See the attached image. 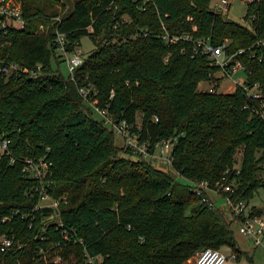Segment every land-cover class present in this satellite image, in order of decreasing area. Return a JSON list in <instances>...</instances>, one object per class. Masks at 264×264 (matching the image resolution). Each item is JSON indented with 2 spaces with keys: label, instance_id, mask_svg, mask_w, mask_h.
Wrapping results in <instances>:
<instances>
[{
  "label": "trees",
  "instance_id": "16d2710c",
  "mask_svg": "<svg viewBox=\"0 0 264 264\" xmlns=\"http://www.w3.org/2000/svg\"><path fill=\"white\" fill-rule=\"evenodd\" d=\"M20 1L25 27L5 36L0 31V43L8 42L12 60L41 70L37 77L0 75V137L12 139L18 157L48 155L50 192L66 196L62 221L82 242L66 240L54 225L47 232L50 240L35 239L47 212L36 214L34 228L23 215L38 202V182L22 173L21 162L3 158L0 237L14 236L15 243L8 251L0 247V264H44L39 249L52 244L50 264L56 255L58 264H88L86 252L100 256L102 264H184L206 247L229 248L241 260L235 220L195 194L192 182L237 177V199L248 201L264 186V118L253 112L258 101L243 87L199 90L220 67L194 53L191 42L168 46L163 23L170 33L188 32L215 45L227 41L228 53H236L246 68L247 83H258L264 95V0L248 1V24L212 8L211 0H74L69 8L63 0ZM40 24L49 31L37 32ZM57 29L66 33L69 51L84 35L96 45L74 79L52 67L53 56L63 60ZM89 82L97 89L98 105L108 106L115 120L126 119L151 148L178 136L173 171L185 182L152 161L132 159L130 148L115 144L116 133L102 117H93L80 93Z\"/></svg>",
  "mask_w": 264,
  "mask_h": 264
},
{
  "label": "built area",
  "instance_id": "2783aa9c",
  "mask_svg": "<svg viewBox=\"0 0 264 264\" xmlns=\"http://www.w3.org/2000/svg\"><path fill=\"white\" fill-rule=\"evenodd\" d=\"M142 1L146 4L151 0ZM145 4L143 6L144 9L146 8ZM216 8L228 12L230 8L229 0H222V3H218ZM55 20L61 21L62 16L55 17ZM246 23L248 24L249 22L246 21ZM25 24L26 19L23 16L22 3L20 0H0L1 36H5L11 28L22 29L25 27ZM163 28L164 39L167 41L168 46L179 41L191 42L194 45V53H202L209 56L213 63L220 67V70L214 75V79L211 82L213 86L209 89L210 91L220 92L222 81L227 77L232 78L234 90L237 87H243L248 98L258 101V104H255L253 107V112L264 118L263 91L260 89L258 83L253 85L247 83L246 68L242 61L235 57L236 53H228L227 41L215 45L206 37L194 38L192 34L188 32L170 33L164 23ZM48 29L49 27L45 24H40L37 32H48ZM92 29L93 27L90 26L89 30ZM56 42L57 54L67 61L70 77L74 79L77 68L84 61V55L79 48L80 46L69 51L67 47V35L59 29H57ZM7 44V41L0 43V75L4 78H9L11 76L18 77L23 74L37 77L40 73L41 66L39 65L37 69H32L12 60L9 51L7 49L5 50ZM239 52H244V49H241ZM240 71H244L245 75L242 76ZM218 73L221 74L218 75ZM80 93L92 108L101 115L103 123L124 139L125 146L132 150L135 159L152 161L157 167L161 166L164 169H166L164 166L166 165L173 170L172 152L178 141V136L161 140L151 148V143L149 141L140 140L138 133L133 131L132 125L126 119L115 120L114 116L109 112L108 106L101 107L98 105V100L93 98V96L97 94V89L92 82H89L85 86H81ZM250 105L251 104L247 102L245 108H249ZM156 120H158L157 117ZM12 144L13 141L11 138L0 137V159L9 158L11 163L21 162L22 173L38 182L36 186L38 202L31 212L23 215V218L29 219V228H34L37 219L36 214L40 211L47 212L44 224L35 235V239L41 241L50 240V236L47 232L49 231L50 225H54L55 230H61L66 240L73 239L75 243L77 241L82 242V239L72 237L68 233L62 221L60 204L66 200V196L55 197L50 192V186L53 183V162L48 159L47 154L39 157H18L13 153ZM192 185L191 190L195 194L204 195V199L212 206H217L218 199H215V197H220L219 199H222L223 202L228 205L232 218L239 223V231L244 236L252 237L255 244H262V238L264 237V219L261 215H252L250 213L251 210L248 208L247 200L237 199L239 187L237 177H233L232 179L224 177L214 184H211L207 180L192 182ZM6 219L7 217H4L2 220L5 221ZM14 243V236L2 235L0 237V247L2 251L10 250ZM54 246L55 245L52 244V246L50 245L47 248L40 247L39 252L43 255L42 259L44 260V264H50L48 256L56 253L53 252V250H55ZM22 247L23 245H19V248ZM86 254L88 264H102V258L100 256L90 255L87 252ZM236 256V254H228L219 248L206 247L199 250L194 255V258L197 264H241L242 262L236 260ZM59 261L60 256L56 255L53 259L54 264H58Z\"/></svg>",
  "mask_w": 264,
  "mask_h": 264
},
{
  "label": "rangeland",
  "instance_id": "374dc122",
  "mask_svg": "<svg viewBox=\"0 0 264 264\" xmlns=\"http://www.w3.org/2000/svg\"><path fill=\"white\" fill-rule=\"evenodd\" d=\"M66 3V8H69L71 6V3L74 0H63ZM250 0H229L230 2V8L227 13L228 18L240 23H246L244 20V16L247 12V3ZM218 3H222V0H211V7L215 8ZM95 43L92 40V38L89 35H84L81 38V44H80V50L83 53L84 56H88L89 54L92 53V51L95 49ZM51 64L52 67L58 71L63 77L68 78L70 76L69 69H68V64L66 60H61L59 63L56 60V58L53 56L51 59ZM221 73H218L220 75ZM240 74L242 76L245 75L244 71H240ZM233 80L232 78H225L220 87L221 92H227V91H233L234 90V85H232ZM213 86V83L209 81H202L199 84V90H209ZM93 117L96 119H101V115L93 110ZM115 144L117 146H123L125 145V141L122 137L119 135H115ZM123 156H126L127 154L122 152L121 153ZM127 156L132 157V159H135L134 155L128 154ZM237 159L239 162H241L242 159V150L240 149L237 153ZM167 170L172 171V173L175 175L176 178H178L181 182H185V178L177 175L169 166L164 165ZM264 174V172H263ZM218 199L217 205L222 208L226 218L228 220H232V214L231 211L226 203L223 202L222 199H219L220 197H215ZM248 208L251 210L253 208H256L258 210H261V216L264 219V186H260L254 194L250 197L248 200ZM233 230L235 233L236 240L238 244L240 245L241 249L244 251V255L242 256V259H238V255L236 253H233L231 249L229 248H224L222 249L228 254H236V260L238 262H242L241 264H264V237L262 238V244L257 245L254 242V239L249 236H244L240 231H239V223L237 221L233 222ZM184 264H197L195 261L194 256L190 258L187 262Z\"/></svg>",
  "mask_w": 264,
  "mask_h": 264
},
{
  "label": "crops",
  "instance_id": "0c3cea01",
  "mask_svg": "<svg viewBox=\"0 0 264 264\" xmlns=\"http://www.w3.org/2000/svg\"><path fill=\"white\" fill-rule=\"evenodd\" d=\"M159 168H162V169H164V168H163V167H161V166H160ZM165 170H166V169H165ZM215 199H216V198H215Z\"/></svg>",
  "mask_w": 264,
  "mask_h": 264
}]
</instances>
